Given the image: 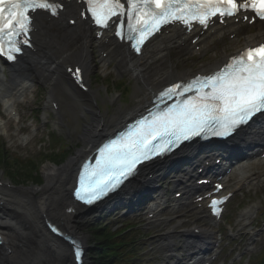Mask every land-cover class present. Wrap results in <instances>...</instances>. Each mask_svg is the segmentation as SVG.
Wrapping results in <instances>:
<instances>
[{"label":"snow or ice","instance_id":"obj_1","mask_svg":"<svg viewBox=\"0 0 264 264\" xmlns=\"http://www.w3.org/2000/svg\"><path fill=\"white\" fill-rule=\"evenodd\" d=\"M83 3L87 8L81 15L90 14L100 28L107 29L116 18L115 35L123 39L127 27V38L136 52L165 25L180 23L191 31L194 24H199L206 29L213 18L224 23L226 17L249 10L264 20V0H83ZM62 8L63 4L50 0H0V55L14 60L15 54L21 52L20 44H29L32 13L44 10L55 16ZM80 72L76 68L73 73L78 81ZM193 91L194 95H187ZM161 97H175L176 102L151 114L150 119L137 121L127 132L104 144L95 165L85 166L80 174L75 190L78 199L91 204L117 188L142 161L171 151L194 137L228 136L257 113L264 112V44L233 56L230 63L213 74L172 84ZM217 203L212 201L213 208ZM52 231L58 229L53 227ZM75 257L80 259L79 248Z\"/></svg>","mask_w":264,"mask_h":264},{"label":"rangeland","instance_id":"obj_2","mask_svg":"<svg viewBox=\"0 0 264 264\" xmlns=\"http://www.w3.org/2000/svg\"><path fill=\"white\" fill-rule=\"evenodd\" d=\"M258 27L256 26L257 29ZM254 30L244 29L248 33L247 36H250L251 32H256ZM245 37H237L222 46L217 44V47L208 50L203 58H197L195 54H183L177 49L171 50L170 57L178 72L187 69L202 70V66L217 63L216 61L221 59L224 50H233L236 46L244 45ZM96 55L95 52L92 55L94 61L89 74L90 83L98 100L97 108L94 109L98 110L108 122L111 117L134 110L139 105L140 98L136 97L135 93H142L137 86L143 88V84L131 77L129 71L125 72L119 68L105 78L100 71V66L96 64ZM121 78L126 81L124 82L126 91L120 96L118 90L121 88L118 89L116 85L118 79ZM32 79L34 81L30 87L31 90H28L24 99H17L15 102L14 108L18 110L17 118H6L7 131L4 135L7 137L4 138L0 134V143L9 157L33 160L39 165V170L44 175L46 165L52 164L61 167L67 164L79 150L85 148L84 139L81 136L86 126L92 122V113L85 106L89 96L79 94L76 96L78 98L73 109H69L63 103L61 105L62 114H57L48 102L51 90L50 77L43 79L33 71ZM58 97L60 98L59 94ZM0 133L3 134L1 130ZM89 150L90 148L87 149V151ZM64 151L66 152L64 158L55 156L58 152L63 153ZM46 156L47 159H45ZM253 166V169L264 168V165L254 164ZM5 168L2 164L0 165V180L10 187L29 189L40 188L46 184L43 175L42 183L36 184L28 182L27 178L24 180L23 177L11 179L3 172ZM238 173V170L235 169L230 175V180L237 179ZM159 180L164 181L165 179L160 178ZM149 189L143 190L133 199H125L122 204L104 207L84 218L77 219L79 232L75 235L83 239L88 247L85 264L99 262V253H96V247L101 246L102 243L98 242L95 235V230L99 231V229H103V232L111 230L112 234L124 232L113 238L116 242L125 243L117 250L125 257L122 264H163L168 254L171 253L170 250H175L176 246H185V236L174 232L191 229L193 217L182 218L181 227L179 220L167 219L154 222L153 219H147L145 212L149 206H147L148 203H143V193L149 192ZM165 189L166 187L163 191ZM160 192L161 190L157 193L150 192V194L154 196ZM132 203L140 205V208L134 206V209H131ZM248 208H252V212L247 216L245 211ZM119 210H123L125 214L121 215L123 212ZM195 222L200 223L201 221ZM217 229L222 232L224 237L222 245L225 250L216 264H256L259 254L264 251V181L249 185L232 198ZM167 232L173 233L171 234L173 236L172 248L163 246L164 243L168 244L165 237ZM179 252L183 251L178 249ZM101 260L104 261L103 258Z\"/></svg>","mask_w":264,"mask_h":264},{"label":"bare ground","instance_id":"obj_3","mask_svg":"<svg viewBox=\"0 0 264 264\" xmlns=\"http://www.w3.org/2000/svg\"><path fill=\"white\" fill-rule=\"evenodd\" d=\"M42 24H46L49 30L40 28L37 32L38 46L41 51L32 55L30 63L22 62V68L19 72L11 71L10 79H7L4 74L0 75V90L16 85V92H25L27 81L32 79L28 74L29 66H32L42 74L43 78L51 76L56 81L55 85L51 87L50 101L58 102L57 104L64 103L69 109H73L78 98L76 96L83 93L64 71L69 66L81 64L86 80L90 81L89 74L93 66L90 50V43L93 41L91 30L82 22H78L71 28H66L64 24L54 25L46 21H43ZM53 29L60 32L58 37L50 35ZM232 29L238 30V36L241 34L242 25L232 26ZM222 33L220 30L217 36ZM207 37L206 34L201 35L200 42L206 44ZM181 46L177 33L172 30L170 34L155 37L151 45L146 48L144 56H133L124 45L116 43L113 39L107 46L103 47L108 51L107 58H118L120 68L123 71H129L131 77L143 84V88L137 86L142 93H135V96L140 98L139 105L134 110L111 117L107 122L98 110L95 111L94 108H97L98 102L97 94L89 88L90 93L93 94L88 95L89 98L85 106L92 113V122L86 126L81 136L84 139L85 148L79 150L67 164L61 167L52 164L46 165L44 167L46 184L40 188H12L0 181V228L6 242L4 246H0V264H75L74 261H71L72 254L65 242L52 237L46 226V220L57 223L68 233L78 234L77 219L95 212L94 210L89 211L75 207L72 203L71 190L80 163L97 143L125 124L129 116L143 111L153 94L161 87L174 78L193 75V71L189 69L178 72L174 68V62L170 57L171 49L179 48L188 54L194 53L190 41L184 47ZM106 60L105 58L102 61ZM217 65L219 63L215 66H206L204 70L211 71ZM18 80H21V83H17ZM87 86L89 87L88 84ZM57 94H59L60 99H58ZM13 97L4 99V104L8 105ZM249 138L252 141L248 142L247 139ZM237 140H239L241 152L237 151L233 159L238 158L239 162L243 163L239 167V174L242 176L239 177L238 184L243 181L242 179L247 181L250 175L256 176V179L261 178L260 174L257 175L251 171V162H243L245 158L243 155L251 151H259L260 148L264 147V128L251 131L247 138H237ZM88 148L90 151H87ZM193 150L195 153L192 155L189 151L185 156L186 159L197 155L199 150L197 148H193ZM258 161L262 163L264 159L258 158ZM177 165L178 162H173L172 167ZM157 166L163 169L164 164ZM147 171H150L149 173L155 172L154 168L150 166ZM260 172L264 173V170ZM140 178L143 177L140 176ZM144 180H147L146 176H144ZM256 182L260 181L256 180ZM132 183L129 188L130 192H121L111 201L104 203L103 207L102 205L99 207L106 208L121 204L127 196L136 197L142 188H148L150 184V182L142 180ZM163 203L164 206L166 203ZM160 204L157 202L156 207ZM177 205L180 204L177 203ZM191 242L192 240L188 244H192ZM205 247L196 242L195 248L198 252H195L191 257L199 255Z\"/></svg>","mask_w":264,"mask_h":264},{"label":"trees","instance_id":"obj_4","mask_svg":"<svg viewBox=\"0 0 264 264\" xmlns=\"http://www.w3.org/2000/svg\"><path fill=\"white\" fill-rule=\"evenodd\" d=\"M0 151H3L0 149ZM65 157L66 153H61L58 155V157ZM6 166L5 172L8 176L11 178H20L23 177L24 180H28V182H32L34 184L36 183H42L43 177L39 170V165L34 163L33 161H21L20 159H10L5 157V155L0 154V165ZM2 170V169H1ZM27 171V174H26ZM103 229L95 230V235L97 237L98 242L102 243L101 246L96 247L97 252L99 253V262L97 264H122L125 257H123L122 254H120L117 250L124 246L125 243L122 242H116L113 240V238L117 235H119L121 232L118 233H111L110 230L102 231ZM122 234V233H121ZM104 259L102 261L101 259ZM259 264H264V254L262 255Z\"/></svg>","mask_w":264,"mask_h":264},{"label":"water","instance_id":"obj_5","mask_svg":"<svg viewBox=\"0 0 264 264\" xmlns=\"http://www.w3.org/2000/svg\"><path fill=\"white\" fill-rule=\"evenodd\" d=\"M74 205L76 207H79V208L84 209V210H92V209L95 208L94 206H86V205H83V204H81L79 202H75V201H74ZM51 235H52V237L57 238V239L62 240L63 242H65V244L70 249L71 254H72L71 261H74L75 264H77L76 263V259H75L76 258L75 257L76 247L74 248V246L72 245L73 242L71 241V239L69 237H66V236H63V235H61V236H57V235H53V234H51Z\"/></svg>","mask_w":264,"mask_h":264}]
</instances>
